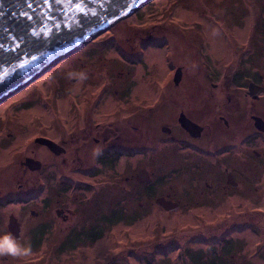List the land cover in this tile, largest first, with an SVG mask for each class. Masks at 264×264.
Returning a JSON list of instances; mask_svg holds the SVG:
<instances>
[{"label":"rangeland","instance_id":"1","mask_svg":"<svg viewBox=\"0 0 264 264\" xmlns=\"http://www.w3.org/2000/svg\"><path fill=\"white\" fill-rule=\"evenodd\" d=\"M243 15L235 0H152L0 104V124L15 127H8L14 138L4 139L11 144L5 158L20 156L29 139L35 155L47 157L35 139L84 112L139 111L145 117L142 151L130 147L126 159L107 166L95 183L85 178L80 190L81 229L95 221L96 242L80 238L63 255L57 242L23 244L0 264H264V163H243L245 190L238 188L237 196L222 192L218 202L208 201L200 188L189 192L185 154L163 146L156 154V144L146 139L153 111L243 103V84H220L225 65H247L252 54V20ZM179 67L184 78L176 86ZM208 72L220 74L215 87ZM142 169L150 172L149 182L137 181ZM167 195L181 209L161 208L156 200Z\"/></svg>","mask_w":264,"mask_h":264},{"label":"flooded vegetation","instance_id":"2","mask_svg":"<svg viewBox=\"0 0 264 264\" xmlns=\"http://www.w3.org/2000/svg\"><path fill=\"white\" fill-rule=\"evenodd\" d=\"M235 5L252 20V54L247 65H225L224 75L220 70V84H243V103L213 111H153L146 117L153 130L146 139L156 144V154L162 146L185 154L189 192L200 188L210 197L208 201L214 202L222 192L237 196L245 163L249 168L257 161L264 163V0H235ZM220 74L208 72L206 77L215 87L214 79ZM183 76L182 67L177 68L173 78L176 86ZM82 115L74 118L73 124H59L35 139L36 150L48 155L42 158L35 155L31 139L29 146L19 151L20 156L5 158L11 153V144L6 146L4 139L14 138L8 127H15L0 124V154L2 149L5 153L0 156V259L7 260L8 253L23 244L33 247L57 242L63 255L78 245L80 238L96 242L99 231L95 221L81 229L80 190L88 185L85 178L95 183L97 176L106 174L107 166L124 156L126 159L130 147L137 154L142 151L145 117L139 111H89ZM126 188L124 185L123 192ZM165 198L176 201L171 195ZM11 222L15 223L13 231Z\"/></svg>","mask_w":264,"mask_h":264},{"label":"water","instance_id":"3","mask_svg":"<svg viewBox=\"0 0 264 264\" xmlns=\"http://www.w3.org/2000/svg\"><path fill=\"white\" fill-rule=\"evenodd\" d=\"M151 1L0 0V104ZM136 179L149 182L150 172L142 169ZM156 202L170 211L179 209L165 197Z\"/></svg>","mask_w":264,"mask_h":264},{"label":"snow or ice","instance_id":"4","mask_svg":"<svg viewBox=\"0 0 264 264\" xmlns=\"http://www.w3.org/2000/svg\"><path fill=\"white\" fill-rule=\"evenodd\" d=\"M45 2L47 3V2H48V0H45ZM28 7H31V4H29V5H28ZM77 7L79 8V7H80V5L78 4V5H77ZM80 10H81V11H83V9H82V8H81ZM25 15H27V14H25ZM29 19H31V17H29ZM6 243H7V242H6Z\"/></svg>","mask_w":264,"mask_h":264}]
</instances>
